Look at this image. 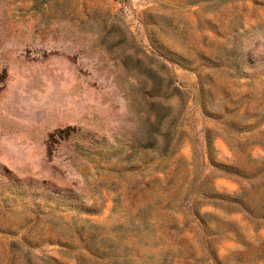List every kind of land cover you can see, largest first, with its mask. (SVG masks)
<instances>
[{"label":"rangeland","instance_id":"rangeland-1","mask_svg":"<svg viewBox=\"0 0 264 264\" xmlns=\"http://www.w3.org/2000/svg\"><path fill=\"white\" fill-rule=\"evenodd\" d=\"M0 264H264V0H0Z\"/></svg>","mask_w":264,"mask_h":264},{"label":"trees","instance_id":"trees-1","mask_svg":"<svg viewBox=\"0 0 264 264\" xmlns=\"http://www.w3.org/2000/svg\"><path fill=\"white\" fill-rule=\"evenodd\" d=\"M215 167L217 169L224 170L227 174H237V172L235 170L236 167L233 166V165H228V164H223V163H220V162H216L215 163ZM244 199H245L244 197H238V196L234 198V200L236 202L244 201ZM248 208H250V207H248ZM250 209H243V211L250 215V214H252L251 212H254L252 209H251L252 211H250Z\"/></svg>","mask_w":264,"mask_h":264}]
</instances>
